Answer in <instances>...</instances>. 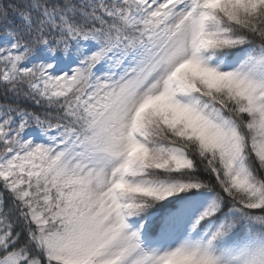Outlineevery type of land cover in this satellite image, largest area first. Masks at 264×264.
Returning a JSON list of instances; mask_svg holds the SVG:
<instances>
[{
  "label": "snow or ice",
  "instance_id": "1",
  "mask_svg": "<svg viewBox=\"0 0 264 264\" xmlns=\"http://www.w3.org/2000/svg\"><path fill=\"white\" fill-rule=\"evenodd\" d=\"M0 264H264V0H0Z\"/></svg>",
  "mask_w": 264,
  "mask_h": 264
}]
</instances>
